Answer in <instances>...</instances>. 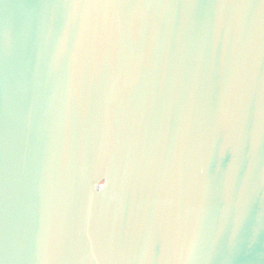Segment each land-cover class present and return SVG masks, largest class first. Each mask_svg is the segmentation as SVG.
Wrapping results in <instances>:
<instances>
[{
  "label": "water",
  "instance_id": "1",
  "mask_svg": "<svg viewBox=\"0 0 264 264\" xmlns=\"http://www.w3.org/2000/svg\"><path fill=\"white\" fill-rule=\"evenodd\" d=\"M0 264H264V0H0Z\"/></svg>",
  "mask_w": 264,
  "mask_h": 264
}]
</instances>
